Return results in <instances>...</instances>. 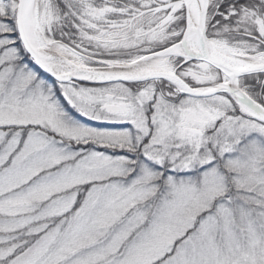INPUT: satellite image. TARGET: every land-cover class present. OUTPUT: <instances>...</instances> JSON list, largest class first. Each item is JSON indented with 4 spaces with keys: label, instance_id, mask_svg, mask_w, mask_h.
Here are the masks:
<instances>
[{
    "label": "snow or ice",
    "instance_id": "snow-or-ice-1",
    "mask_svg": "<svg viewBox=\"0 0 264 264\" xmlns=\"http://www.w3.org/2000/svg\"><path fill=\"white\" fill-rule=\"evenodd\" d=\"M0 264H264V0H0Z\"/></svg>",
    "mask_w": 264,
    "mask_h": 264
}]
</instances>
